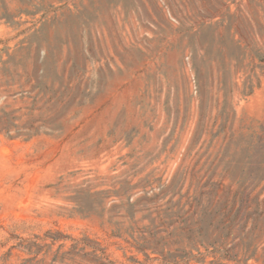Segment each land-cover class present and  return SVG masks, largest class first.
<instances>
[{
	"label": "rangeland",
	"instance_id": "rangeland-1",
	"mask_svg": "<svg viewBox=\"0 0 264 264\" xmlns=\"http://www.w3.org/2000/svg\"><path fill=\"white\" fill-rule=\"evenodd\" d=\"M0 264H264V0H0Z\"/></svg>",
	"mask_w": 264,
	"mask_h": 264
}]
</instances>
